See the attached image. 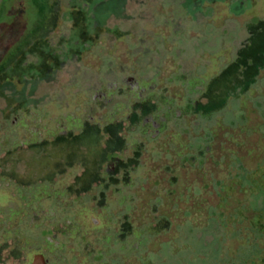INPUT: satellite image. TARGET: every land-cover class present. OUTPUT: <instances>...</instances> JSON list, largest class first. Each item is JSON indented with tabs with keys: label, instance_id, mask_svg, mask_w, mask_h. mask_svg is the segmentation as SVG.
Returning <instances> with one entry per match:
<instances>
[{
	"label": "rangeland",
	"instance_id": "rangeland-1",
	"mask_svg": "<svg viewBox=\"0 0 264 264\" xmlns=\"http://www.w3.org/2000/svg\"><path fill=\"white\" fill-rule=\"evenodd\" d=\"M0 2L1 68L42 34L47 36L49 52L60 55L59 64L55 58L50 65L46 83L28 79L24 86L35 100L46 95L45 101L55 111L62 99L90 97L101 85L129 76L166 84L168 94L174 87L166 80L180 69L193 68L189 84L196 82L195 74L202 73L199 84L207 86V93L222 85L214 101L204 106L207 119L193 117L198 125L188 132L192 144L202 143L203 160L198 157L189 166L172 163L163 153H145V180L128 188L143 198L131 212L130 204L123 205V212H128L125 222L139 226L132 230L133 239L141 240L140 252L145 248L143 254L138 251V264H261L252 255L254 242L264 250V234L256 239L249 227L257 214L258 197L264 203V35L254 33L255 18L264 23V0ZM11 23L16 24L12 30ZM257 51L258 58L252 55ZM6 117L2 123L8 129L14 118L9 113ZM202 126L219 132H199ZM41 150L33 146L27 152L6 153L9 165L25 175L27 167L31 169L28 177L34 197L48 190L38 178L40 170L52 165L38 153ZM90 151L83 150L87 156ZM196 151L191 150L194 156ZM56 153L63 164L72 159ZM4 200L0 195V202ZM99 230L103 246L112 251L119 248L116 233L108 225ZM109 251L103 252V261L110 258ZM124 254L133 255L130 250ZM0 264L20 263L7 259Z\"/></svg>",
	"mask_w": 264,
	"mask_h": 264
},
{
	"label": "flooded vegetation",
	"instance_id": "flooded-vegetation-1",
	"mask_svg": "<svg viewBox=\"0 0 264 264\" xmlns=\"http://www.w3.org/2000/svg\"><path fill=\"white\" fill-rule=\"evenodd\" d=\"M255 24V35L262 37L264 23L255 18ZM15 25L11 23L10 30ZM0 26H4L3 19ZM48 47L47 36L42 34L17 59L0 67V102L4 106L0 109V153L4 154L0 156V195L5 197L0 202V261L138 264L141 240L133 239L132 230L139 226L125 222L128 212H123V205L130 204L131 212L137 200L143 198L141 193L128 191L145 180L142 157L145 153H163L172 163L189 166L198 157L202 161V143L192 144L188 132L198 125L193 117L207 119L204 106L214 101L222 85L207 93V86L199 84L202 73L195 74L196 82L189 84L193 68L184 71L179 66L180 72L166 80L174 87L169 94L166 84L158 86L146 78L129 76L124 81L101 85L90 97L78 96L67 102L62 99L55 111L45 101L46 95L35 100L34 94L29 96L24 91L25 81L46 83L55 58L59 64L60 55L49 52ZM259 53L252 55L258 58ZM8 113L15 123L12 121L6 129L2 122L7 121ZM204 131L219 132L199 127V132ZM175 135L178 139L174 141ZM87 143L89 146L84 145ZM33 146L42 147L38 153L52 161L49 169L45 166L46 170H40L38 178L48 190L35 197L28 174L31 169L25 168V175L6 161L9 151L27 152ZM87 147L92 151L89 156L83 152ZM193 147L196 156L191 152ZM52 149L74 160L63 164L62 156ZM103 225L116 233L118 249L103 246L99 230ZM106 250H111L110 258L103 261ZM125 250L133 255L126 256ZM97 254L101 256L97 258Z\"/></svg>",
	"mask_w": 264,
	"mask_h": 264
},
{
	"label": "trees",
	"instance_id": "trees-1",
	"mask_svg": "<svg viewBox=\"0 0 264 264\" xmlns=\"http://www.w3.org/2000/svg\"><path fill=\"white\" fill-rule=\"evenodd\" d=\"M257 179H255V180H257ZM255 180H254V182L248 183L249 188H252V184L255 183ZM257 201H258L257 202L258 208L256 209L257 214L254 217L253 225L251 227H249V231L252 232V230L254 229L255 230L254 232L256 234L255 238L260 239L263 237V234H264V225L261 223V219L264 218V215H263L264 214V203L259 199V197H258ZM240 219H242V218H240ZM254 243H255V245H254L255 254H253L252 256H255V258H257V260L261 264H264V250L262 248H260V246L258 245L257 242H254ZM248 257H251V255ZM248 257H246V258H248ZM251 264H256V262L255 263L251 262Z\"/></svg>",
	"mask_w": 264,
	"mask_h": 264
},
{
	"label": "water",
	"instance_id": "water-1",
	"mask_svg": "<svg viewBox=\"0 0 264 264\" xmlns=\"http://www.w3.org/2000/svg\"><path fill=\"white\" fill-rule=\"evenodd\" d=\"M262 175H263V178H264V169L262 170ZM36 264V263H35Z\"/></svg>",
	"mask_w": 264,
	"mask_h": 264
}]
</instances>
